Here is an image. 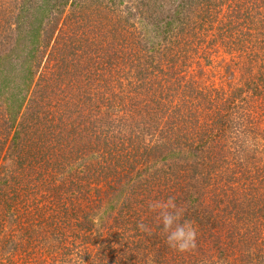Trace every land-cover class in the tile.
<instances>
[{
	"label": "rangeland",
	"instance_id": "obj_1",
	"mask_svg": "<svg viewBox=\"0 0 264 264\" xmlns=\"http://www.w3.org/2000/svg\"><path fill=\"white\" fill-rule=\"evenodd\" d=\"M13 1L9 17L16 23V16H28L30 11L20 12L21 0ZM163 1L154 8L150 5L152 23L154 18L164 23L181 11L184 2L191 3L185 11L192 10L187 24L171 26L164 36L145 16L133 15L142 7L138 0H123L112 23L96 19L89 9L84 25L67 26L54 44L61 53L73 41L63 38L66 30H80V36L84 31L81 37L90 42L89 54L73 41V53L62 58L53 53L54 46L42 49V31L36 37L41 52L34 58L40 62L34 80L39 79V90L32 93L30 88L20 108L14 100L9 107L0 106V170L2 164L7 172L0 173V264H156L162 257L168 264L173 259L177 261L173 264H254L255 257L263 255L264 0H218L217 5L209 0ZM103 2L106 5L107 0ZM77 9L69 1L65 15H74ZM208 10L213 25L205 21ZM128 11L133 16L130 25L144 28L148 43L166 41L160 42L155 61L145 63L142 49L135 59L124 58L125 70H131L130 62L148 67L142 83L123 79V105L126 102L130 115L140 110L142 122L130 123L128 114L120 111V128L119 123H107L100 130L106 103L93 94L102 93L106 72L104 63L96 61L97 51L102 52V43L109 44V30L127 26L122 17ZM42 26L49 27L44 22ZM28 30L22 28L19 39ZM18 33L19 26L12 28L9 41H16ZM91 44L102 46L96 49ZM128 49L131 54L136 49L132 39ZM57 71L61 73L56 79ZM80 79L87 86L81 88ZM66 101L76 105L74 111ZM77 106L86 115H79ZM70 109L75 132L68 138L50 127V121L58 119L63 129L71 124ZM4 111L7 119L15 118L10 132L1 125ZM176 112L187 116L180 119ZM15 130L18 136L13 138ZM61 138L74 152L51 159L54 152L60 153L56 140ZM8 151L10 157L2 161ZM145 167L162 176L161 187L151 193L143 176L153 172L142 173ZM113 168L117 173L110 171ZM169 197L182 211V221L196 229L193 251L169 247L157 212L149 208ZM90 201L95 208L90 211L96 213L91 218L94 238L85 243L87 232L79 230L82 212L70 217L62 211L65 204L78 202L87 213ZM141 223L151 234L138 227ZM103 226L111 229L106 232ZM131 233L138 243L130 247L127 261L122 255Z\"/></svg>",
	"mask_w": 264,
	"mask_h": 264
},
{
	"label": "trees",
	"instance_id": "obj_2",
	"mask_svg": "<svg viewBox=\"0 0 264 264\" xmlns=\"http://www.w3.org/2000/svg\"><path fill=\"white\" fill-rule=\"evenodd\" d=\"M69 1H70V5H72L73 7H78L77 13H75L74 15H69V14L65 15L64 8ZM103 1L104 0H33V2L30 3V0H21L19 4L20 12L23 11L24 13H26L29 10L30 14L24 17L16 16L17 22L13 23V20H11L9 17V12H10L9 6H11V4L14 3V1L13 0H0V106H2V103H3L5 104L6 107H9L12 101L14 100L13 102L14 103L17 102L18 108H20L21 107L20 104H22V102L25 99L27 100V94L30 88H33V90L31 91L32 93L34 91V88H36V91L39 90L40 88L39 79L36 82L34 79L36 75H38L39 77V72L37 74V70L40 67V62L36 59L34 60V58L35 57L38 58V56L36 55H39V53L41 52L40 50L41 48L35 44L37 42L36 37L40 35L41 31H42V38L44 41L42 49L45 50L48 47L54 46L57 38L59 36L61 37V34L63 33V31L66 29L67 26H75V25H80V24H81L80 26H83L84 25L83 22L86 17L85 12H87V10L89 9H91V11H94L96 13L95 15L96 19L97 17L99 18V20L108 19L109 22L112 23V21H114V18H115L114 16L115 11H116L115 8L118 4H121L123 0H107L106 5H111V6L104 5ZM209 1H210L209 3L211 4L215 3L216 5L218 2V0H209ZM162 2L164 1L163 0H159V1L158 0H142L140 2V0H138V5H141L142 7L139 10V8H136L137 6H135L136 13L133 15H136V16L139 15L140 19L145 16L144 18H146L152 24V26H154V28L156 26V29H155L156 32L159 33V30H160L163 32V36H164L166 35L168 31L169 32L172 31V29L170 28L171 26H174L177 23L181 24L183 21L186 23V21L189 19V13H191L192 10L186 12L185 9L191 6V3L184 2L183 5L181 6V11H176L173 14H171L170 18L167 17L168 20L165 21L164 23L161 22L162 20H157L156 18H154V21L152 23L153 9L150 7V5H152L154 8L156 3H162ZM103 6H106V7H103ZM130 11H128L127 13L124 12L126 16L123 15L122 17L124 19L123 21L125 22L127 26H124V25L114 26L112 31L109 30V37H110L109 44L102 43L105 45L102 52H100L99 50L97 51L96 61L98 60L99 61L98 63H101V61L104 63V65L102 66L105 69L104 72H106L105 74L106 76L103 77L102 83L100 85V91L102 93L99 94L98 92V94H96L94 92L93 94V97L96 96L99 102H101L102 104H104V102L106 103L104 104V107H106L107 110H106V114L104 115L103 123H102L100 130L103 127H105L107 123L108 124L119 123L118 127L120 128V123L122 122L120 111H124L128 114L127 117L130 120V123L132 122L136 124V123L142 122V118H144V115L142 114L141 116L140 110H137V113H134V114L132 113L130 115L131 111H129L125 107L126 102L123 105V102L125 100V97L123 96V89H125L124 88L125 85L123 83H124V80H126L127 83H134L135 81L141 82V79H146V76L141 77V75L144 69H148V67H145L146 65L145 64L143 65L140 62L138 63V65L137 64L133 65L132 62H130L131 70L129 71L125 70L126 69L125 61L127 59H124V58L126 55H129L131 58L135 59L136 56L141 53V49H142V51L144 52V54L143 53L142 54L144 55L145 63H148L149 61L153 59L155 61L157 59L155 58L156 52L158 53L161 52V49L159 48L160 42L166 41V40H162L161 38H159L160 39L159 42L150 40L148 43V41L144 37V35H146V33H144L145 29L139 28V27L137 28L134 25H130L131 24L130 19L131 17L133 18L132 12H134V11L132 12ZM109 12L111 13L108 14ZM210 12L211 10H208V13H205V21H210V23L213 25V22H212L213 16L212 15L210 16ZM173 15H176V19L175 18L172 19ZM202 17H204V15ZM122 18L119 17L118 20ZM43 22L45 23V25L47 26L49 25L47 30L46 29L43 30V26H42ZM15 26H19V33H18V36L16 37V41L10 42L9 33H10V30L14 28ZM26 26H28L29 30L26 32V36L22 38L23 40H21L19 39L21 29L25 28ZM70 29L71 28L68 29L69 31L68 33L66 30L65 34L63 35V38L67 37L68 39L73 40L75 43V46L79 47L80 49L86 51L87 54H89L90 53V50H89L90 42L87 44V42L82 38L84 31L81 37L79 33L80 30L71 31ZM219 29H221V27ZM102 33L104 32H101L99 34H102ZM139 34L142 36H139ZM131 39L132 41H135L136 43V49L132 54H131V51L128 49L129 45L131 44ZM73 41H70V44L67 45L65 51L61 53L59 52L60 49L55 51V48H56V45H55L53 47L54 48L53 53L59 56L61 55L62 58L64 56H69V54L73 53L74 51L72 49ZM102 44H96V45L91 44V45H94V47L98 49L102 46ZM51 54L52 53H50V56ZM58 73H61V72L57 71L56 79L58 77ZM71 82H73V79H71ZM77 82L81 88L82 86H87L84 83L83 79H80ZM45 89L46 88L44 85L43 90ZM43 90H42V94H43ZM70 90L74 92L73 84H70ZM123 97H124V100H123ZM31 102L37 105L38 100L33 98ZM67 103L73 106L72 109L76 106V105L74 106L73 103H69V102ZM88 103L91 104V102H88ZM117 103L118 105H116ZM77 108H78L79 115H86V113L84 112V109L78 106ZM72 109H70L67 115V117L71 118V122H70L71 124H68L63 129H61V126H60L61 124L59 123L58 119L54 118L50 121L51 123L50 127H53L54 129L59 128V132L62 131L61 133L63 132L67 133L68 138L71 137L70 134H73L75 132L74 129L72 128V124H73L72 123ZM113 110H114V113L112 112ZM112 114L113 116H111ZM116 114L118 118L116 117ZM1 115H2L1 120L3 122V124L1 123V125L4 131L10 132L12 128L15 127V118L7 119L5 117V111ZM47 115H48V112H45L44 116H47ZM186 116L187 115L184 114L183 112H176V117H179L180 119ZM115 118H117L118 120ZM55 120L57 121V123L54 122ZM71 129L73 130L71 131ZM132 129L136 131L135 126ZM12 133H13V138L18 136L17 134L18 132L16 130L15 132H12ZM64 139L65 138L56 140L59 144L58 146L60 147V153L58 151L54 152L55 154L51 156V159L64 158L65 155L68 154L69 152L71 155L73 154L75 148L73 149L71 144H69L67 140L66 139L64 140ZM147 147H149V144L145 145V148ZM153 147L154 145L151 144V149ZM11 151H8V153L4 154L1 157L2 161L4 159L7 160V158L10 157ZM115 151L117 152V150ZM128 162H129L128 159L123 160L124 164ZM110 163L111 161L107 160V167L110 166ZM130 167L133 168L131 162H130ZM2 171L4 172L1 175L5 176V174L7 173L5 169V165L3 166L1 164L0 173ZM110 171H114L115 173H117V171H115L114 168ZM148 171H152L153 173L144 175L143 182L146 185L145 188H147L148 192L151 193L156 188L161 187L162 176L156 175L157 171L150 170L149 168L147 169V167H145L142 173H145V172L147 173ZM164 172L165 174L167 173L166 171ZM0 180H1V176H0ZM7 181H8V178L5 179L6 186H7ZM87 204L91 205V206L89 205L88 207L89 211L95 209V208H92L93 207L92 201H90V203H87ZM71 205L65 204L63 206L64 210L62 211V213L64 215H70L71 217L72 215L77 216L78 213L82 212L81 214L83 215L84 219L79 225V230H85L87 232V234L84 235L82 241H84L85 243L92 242L94 238V233L92 230L93 221L91 218L93 215L96 214L95 211H90L91 214H89V211L87 213L83 212L84 209H81L78 202L77 203L71 202ZM194 214L199 217V214L197 213V211L194 212ZM103 229L104 231L108 232L111 228L103 226ZM103 241H104L103 239L99 240L98 243H103ZM126 243H127L126 252L125 251L123 252L122 258L128 261L130 258V247L136 246L138 243L134 240L133 233L129 234ZM81 254H84V252L80 253L79 255ZM263 258H264V253L262 255V252H261L255 257L254 264H258V263L260 264L259 262L260 260L264 262ZM155 261H156V264H168V261H163V257L161 258V261L157 262V259ZM173 262H177V261L173 259L172 264ZM226 264H232V263H226Z\"/></svg>",
	"mask_w": 264,
	"mask_h": 264
},
{
	"label": "clouds",
	"instance_id": "obj_3",
	"mask_svg": "<svg viewBox=\"0 0 264 264\" xmlns=\"http://www.w3.org/2000/svg\"><path fill=\"white\" fill-rule=\"evenodd\" d=\"M149 208L157 212L169 247L179 252H190L196 248V229L190 222L182 221L183 213L177 208L173 197H169L167 201L152 202ZM138 227L151 234L147 225L141 223Z\"/></svg>",
	"mask_w": 264,
	"mask_h": 264
}]
</instances>
